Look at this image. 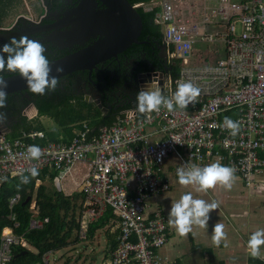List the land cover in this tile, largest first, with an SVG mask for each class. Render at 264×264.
<instances>
[{"label": "built area", "instance_id": "2783aa9c", "mask_svg": "<svg viewBox=\"0 0 264 264\" xmlns=\"http://www.w3.org/2000/svg\"><path fill=\"white\" fill-rule=\"evenodd\" d=\"M200 1L202 25L182 22L171 0L134 6L145 12L159 7L154 24L162 27L171 58L180 60L178 75L144 98L141 117L134 108L123 111L96 134L84 124L67 144L36 146L32 141L44 138L40 132L15 139L0 135V187L44 169L66 177L76 165L88 164L82 182L85 213L92 219L107 208L118 221L109 264H168L158 255L167 242L166 220L160 209L150 211L148 202L170 190L162 177L170 158L177 160L175 173L217 166L246 188L264 172V0ZM206 24L222 29L210 31L206 40L220 34L224 56L204 68L191 64V51L199 32L208 34ZM19 201L18 194L8 200L11 225L0 233V264H8L13 246L24 245L14 233ZM47 221L36 219L31 227L40 229Z\"/></svg>", "mask_w": 264, "mask_h": 264}, {"label": "crops", "instance_id": "0c3cea01", "mask_svg": "<svg viewBox=\"0 0 264 264\" xmlns=\"http://www.w3.org/2000/svg\"><path fill=\"white\" fill-rule=\"evenodd\" d=\"M42 7L41 0H0V30L12 25L18 17L37 18ZM29 108L32 110L28 111ZM37 116L32 104H28L22 112V117L28 121L37 119L44 133L56 129L53 120ZM6 121L0 118V135L15 139L11 137L14 129L9 128ZM32 133L37 132L29 134ZM73 137L64 142L62 136L57 135V141L52 143L67 144ZM174 164L175 159L170 158L162 168V177L168 182L170 190L151 197L148 202L150 211H162L167 224V242L159 250V257L168 264H248L249 259L264 263V172L255 177L253 187L246 188L238 177L221 167H196L175 173ZM87 167L88 164L80 163L62 178L51 169H44L47 172L41 179L39 176L43 170L35 172L34 191L42 186L48 196L59 194L69 199V206L79 211L75 219L79 242H91L95 235L100 234L102 240L88 252H103L104 261L101 264H109L117 246L118 221L107 208L92 219L85 213L82 182ZM30 176L22 178V181ZM36 201L37 191L23 202L29 204L30 230H34L31 223L37 219ZM95 224L99 227L94 228ZM92 228L90 237L89 230ZM70 246L75 245L70 243L59 250L49 251L43 256V263L49 264V257L52 256L53 264H60L55 254ZM22 247L37 253L27 240Z\"/></svg>", "mask_w": 264, "mask_h": 264}, {"label": "trees", "instance_id": "16d2710c", "mask_svg": "<svg viewBox=\"0 0 264 264\" xmlns=\"http://www.w3.org/2000/svg\"><path fill=\"white\" fill-rule=\"evenodd\" d=\"M132 6L140 4H148L159 0H127ZM136 12L142 21V31L138 38V44L141 50L146 53V58L154 59L155 66L158 65L156 53L158 47L165 46L163 42V31L160 25L154 24L155 14L158 13L159 7H156L151 12H145L141 7L135 8ZM143 43V45H142ZM166 47V46H165ZM171 54L173 49L171 46L166 47ZM61 56L53 57L46 52H35L22 48L18 43L0 42V79L18 75L26 69H35L52 60L58 59ZM157 61V62H156ZM176 68L174 70L173 79L179 73L180 60L172 58ZM153 66V64H151ZM88 72H74L70 75L52 81L49 84L37 86L30 90L21 93H12L0 97V118L7 120L9 128L14 129L11 137L21 138L23 135H29L30 132H43L39 122L36 120L28 121L22 117V112L28 104H32L37 111V118L47 117L53 120L56 125L54 131L43 132L45 138L34 140L32 143L36 146L45 144V139L49 142H56L57 135L62 136V141L68 142L74 135V131L82 130L85 124L96 134L100 128L111 126L117 118L121 117L123 111L136 109L138 116L141 117L139 106L141 103L131 106L129 104L120 107L119 109H110L107 114H102L99 109L88 103L84 98L77 93L74 87L76 75L81 74L83 78ZM94 81L100 80V86H103L107 93L108 85L107 78L104 73L102 79H99L92 71ZM27 95L28 99L22 98ZM144 106V105H142ZM140 106V107H142ZM146 106V105H145ZM81 124V125H80ZM24 134H22V133ZM21 133V134H20ZM25 142L31 143L30 139H25ZM47 171L43 170L40 174V179ZM35 174L31 175L26 180L22 178L27 176L15 177L4 183L0 187V232L5 226H10L8 215V200L15 194L20 195V202L14 207L19 226L14 229V233L22 236L24 240L33 246L37 253L33 254L26 251L23 247L13 246L12 255L8 264H44L43 256L49 251L59 250L66 244L76 245L78 240V224L74 219V208L69 206V199L62 195L56 194L48 196L45 194L44 187L40 186L37 191V219L42 221L48 219L47 223L42 225L40 229L30 230L28 228L30 213L28 212L29 204H23L27 197L34 193ZM58 198V199H57ZM83 198V195H82ZM55 199V200H54ZM57 199V200H56ZM84 200V198H83ZM109 214V211H107ZM97 228L98 224H95ZM93 233V228L89 230V235ZM91 237V236H90ZM248 264H264L257 259H249Z\"/></svg>", "mask_w": 264, "mask_h": 264}, {"label": "flooded vegetation", "instance_id": "af4514ba", "mask_svg": "<svg viewBox=\"0 0 264 264\" xmlns=\"http://www.w3.org/2000/svg\"><path fill=\"white\" fill-rule=\"evenodd\" d=\"M77 4L78 0H42L43 7L36 19L18 17L12 25L0 30V42L18 43L24 49L46 52L53 57L73 52V47L71 50L61 48L66 41L61 35L74 28L75 16L71 11ZM98 8L103 7L99 4ZM132 45L116 58L92 70L101 80L102 73L105 74L109 88L107 93L103 86L96 83L100 80L94 81L92 72L90 75L87 73L85 78L81 74L76 75L74 87L77 93L104 115L111 108L119 109L127 104L135 106L141 100L143 104L140 106L144 105V98L150 97L163 81L173 79L176 65L164 45L158 47L156 66L154 59L146 58V53L139 46ZM25 96L22 98L28 99Z\"/></svg>", "mask_w": 264, "mask_h": 264}, {"label": "water", "instance_id": "95a60500", "mask_svg": "<svg viewBox=\"0 0 264 264\" xmlns=\"http://www.w3.org/2000/svg\"><path fill=\"white\" fill-rule=\"evenodd\" d=\"M71 13L74 28L61 35L66 39L61 48L73 47L74 51L35 69L1 78L0 97L49 84L74 72L90 75L98 65L138 43L142 21L127 0H78Z\"/></svg>", "mask_w": 264, "mask_h": 264}, {"label": "rangeland", "instance_id": "374dc122", "mask_svg": "<svg viewBox=\"0 0 264 264\" xmlns=\"http://www.w3.org/2000/svg\"><path fill=\"white\" fill-rule=\"evenodd\" d=\"M171 1L174 3V6L178 7L180 11L179 18L181 19L182 22L186 21V23L188 24L190 23L192 25H198V24L202 25V22L205 19L204 17L205 7L202 1L190 0L187 3H182V0H171ZM221 30H222L221 28L217 26L213 27L211 24L205 25V31L208 34H203L199 32L198 36L196 37V42L193 44L192 51H191V64L203 65L202 67L207 68V67L216 66L217 64H220L222 62L221 58H223L224 56L223 46L221 43H218L219 41L217 40L220 34L216 35V37L214 38L212 42H208L206 40V38L211 35L210 31L219 32ZM235 30L237 34L240 32V25L238 23L235 24ZM27 110L30 111L32 110V108H29ZM48 122L50 121L48 120ZM46 126H48L47 123H46ZM175 164H177L176 159H175ZM29 175H32V174H29ZM29 175H24V176H29ZM32 196L34 197V195ZM20 200H21V197H20ZM78 214H79V211L76 210L73 215L74 219H77ZM9 227L10 226H5L4 229H7ZM101 240H102V237H100V234H97L95 235V237L93 238L91 242L81 241L83 243L79 242V244L75 246L67 247L63 250H60L55 255L60 264H101L104 261L103 252H99L98 254H92L91 252L90 253L88 252L90 248L94 246H98V242H100ZM18 246L22 247L21 245H18ZM52 258H53L52 256L49 257V260H48L49 264H53Z\"/></svg>", "mask_w": 264, "mask_h": 264}, {"label": "bare ground", "instance_id": "6f19581e", "mask_svg": "<svg viewBox=\"0 0 264 264\" xmlns=\"http://www.w3.org/2000/svg\"><path fill=\"white\" fill-rule=\"evenodd\" d=\"M117 225V224H116ZM73 259V258H72Z\"/></svg>", "mask_w": 264, "mask_h": 264}, {"label": "clouds", "instance_id": "9594fccd", "mask_svg": "<svg viewBox=\"0 0 264 264\" xmlns=\"http://www.w3.org/2000/svg\"><path fill=\"white\" fill-rule=\"evenodd\" d=\"M135 8V7H134Z\"/></svg>", "mask_w": 264, "mask_h": 264}]
</instances>
